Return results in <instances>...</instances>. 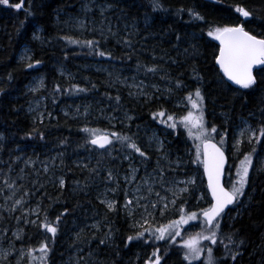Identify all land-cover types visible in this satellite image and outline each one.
Here are the masks:
<instances>
[{"label":"trees","instance_id":"16d2710c","mask_svg":"<svg viewBox=\"0 0 264 264\" xmlns=\"http://www.w3.org/2000/svg\"><path fill=\"white\" fill-rule=\"evenodd\" d=\"M9 2L22 6L16 9L0 4V172L3 174L10 167L26 170V189H31L30 197L34 202L35 197L38 198L40 218L45 211L51 220H55L61 212L65 213L61 217L58 235L50 244L48 264H68L75 251H81L79 255L84 259L83 264H144L148 256H141L140 262H137L139 258L136 256L145 254L150 247L147 254L152 256L153 261V252L160 247L157 253L162 257L160 264H187L181 258L182 250L165 241L150 247L135 244V240L128 242L130 220L119 208L108 213L103 206L96 204V194L99 192L96 180L100 178V172L103 173L96 169L105 162L114 165L109 152L119 157L120 142L109 137L113 139V144L104 151L96 150L86 143L90 136L82 129H91L90 126L95 125L101 127V131L108 130L102 131L105 133L119 132V128H107L103 122L95 124L87 115L92 110L97 115L104 108L106 114L112 112L115 116L133 118L128 133H120L133 138L135 134L148 132L157 126L156 120H167V116L153 119V113L159 110L176 114L178 118L179 114H186L185 109L175 108L173 102L182 97L186 104L184 97L187 93L194 92L200 86L206 97L205 128L215 126L217 132L223 133V146L229 156L230 170L236 161L230 157V147L227 146L235 128L241 127L242 121L254 127L256 139L251 145H242L239 157L242 160L254 147L256 151L252 152V160L255 164L261 139L264 142V136L258 132L264 125V71H261L264 66L255 72L257 83L253 88L245 90L230 86L215 65L214 56L218 54V46L208 32L216 27L243 23L245 31L257 39H264V0H160L163 10L157 11H153L150 0ZM85 5L90 10H85ZM237 6L250 11L252 17L246 19L241 16L235 10ZM98 9L104 11L99 17ZM189 10L203 19H194L189 15ZM80 17L108 24L101 33L97 31L99 25L87 26L83 37L75 39L99 41L97 48L105 53L104 56L61 38L65 33L61 24ZM25 48L31 54L28 63L36 60L42 63L28 68V63L19 61ZM137 64L141 65L139 69ZM95 66L100 71H95ZM148 67H155L156 73L147 72ZM60 70L67 73L71 80L60 76ZM101 70H108L109 74ZM116 70L136 77L140 83L159 84L161 89L156 91L159 97L146 100L139 95H129V91L114 80ZM197 73L202 77L199 85L192 78ZM36 77L42 79L43 89L31 94L27 87ZM177 81L183 82L186 87L176 88ZM57 86L62 91L57 92ZM76 88L86 91L77 92ZM175 92L180 97H173ZM147 93L151 95L154 92L148 89ZM117 96L119 103L115 99ZM35 98H41L51 113L48 119L41 122H33L32 116L27 113L29 102ZM77 108L80 109L81 118L73 111ZM66 111L75 114V117L68 116ZM179 130L175 140H171L173 146L166 144V149L170 152V159H181L185 171L183 177L196 176V183L191 186L192 192L184 194L186 210H196L209 200L200 166L192 163L195 156L187 155L185 132L181 128ZM209 134L212 136V133ZM86 154L95 155L96 164L90 169L81 170L74 158L75 155L80 157ZM55 156L58 157L60 172L57 178H51L42 168L49 166ZM17 159H20L18 164ZM27 159L36 162L32 169L25 167ZM147 164L145 161L139 166ZM255 167L249 171L250 182L246 186L242 204L223 220L225 232L232 225L234 229H239L235 239L244 241L238 249L241 255L236 261L229 259L227 264H264V171H260V167L255 170ZM236 170L237 167L235 177ZM147 171L148 165L142 172ZM228 174L230 179L235 180L230 171ZM58 177H63L65 181L62 189ZM201 196L204 198L197 203ZM82 219H94L104 225L106 231L102 232L100 239L104 238L106 244L101 245L97 239H92L93 234L79 230ZM31 220L38 221V217ZM3 226L8 227L6 234ZM18 226L22 238L15 240L11 231ZM195 232L191 231L190 234L194 235ZM45 235L52 240L51 234L36 226L23 223L16 226L6 215L0 214V244L14 245L15 251H25L26 256L19 264H29L30 260L31 264H40L38 259H33L38 258L40 253L32 251L29 257L28 251L29 248H38ZM181 242L177 237V245ZM213 247L215 256L223 254L222 248ZM3 264H16L15 258H9Z\"/></svg>","mask_w":264,"mask_h":264},{"label":"snow or ice","instance_id":"6c2138e0","mask_svg":"<svg viewBox=\"0 0 264 264\" xmlns=\"http://www.w3.org/2000/svg\"><path fill=\"white\" fill-rule=\"evenodd\" d=\"M150 3L153 11L163 10L160 0H150ZM0 4L7 7H14L16 9H20L22 6L20 3L11 4L9 0H0ZM85 10L90 9H87V6L85 5ZM235 10L246 19L252 17V13L242 6H237ZM180 11H183V9H180ZM29 15H31V12H29ZM101 15H103V10L101 11ZM189 15L194 16V19L196 20L203 19L198 13H193L192 10H189ZM208 35L213 40L219 42V52L218 55L214 56V60L215 64L219 67L220 72L223 73V78L226 81H230L231 84L237 85L240 89L247 90L253 88L257 83V80L253 75V69L257 65L264 66V39H257L255 35H251L248 31H245L243 23L216 27L214 30H209ZM61 38L66 39L70 44H79L82 47H88L95 51L99 56L105 55L103 51H99L97 48L99 41H79L70 37ZM125 43H129V41H125ZM41 63L42 61L36 60L34 63H28L27 66L28 68H33L35 65ZM140 67L141 65L137 64V69ZM146 71L155 74L157 69L155 67H148ZM193 71L195 72V69H193ZM261 71H264V68H262ZM61 74L63 75V73ZM163 78L164 77H161V79ZM192 78L198 81V85L202 83V77H200L198 73ZM41 83L43 82L41 81ZM93 87H95V85H93ZM129 87L132 86L130 85ZM182 87H186V85L181 81H177L176 88L179 89ZM226 87L230 86L226 85ZM35 90L36 89H33V91ZM55 90L57 92L62 91L59 86H57ZM64 91L68 90L65 89ZM75 91L84 92L86 89L76 88ZM168 91L171 92L172 90L168 89ZM140 94H144L142 88ZM129 95H137V93L130 92ZM150 98L151 97L146 95V100ZM115 99L117 103H119V96ZM184 99L187 101V103L183 105L186 114L181 113L179 114V118H177L176 114L167 113L165 110H159L156 113H153V119L156 120L157 117L167 116V120L160 119L156 120V122L165 124L166 127L171 128L173 131H176L180 127L186 130L188 137L193 140V146L195 148V159L192 163H197L203 166L204 175L207 178L208 193L211 196V200L208 202V207H202L199 212L186 210L184 204H186L187 201L183 194L192 192L191 186L195 185V179L189 177L186 180H176L175 178L166 180L160 162L157 160V167L153 169V171L158 174L162 187H164L165 184L168 185L167 187H164V191L170 193L171 198L161 195L159 191L155 192V195L158 197L156 202L150 201L148 196L142 194L139 196L136 195V193L141 192L142 187L146 189L149 195L153 193L154 189L149 181H155L157 177L152 174H147V178H140L143 181V185L137 184L135 191L132 193L133 199H129L128 190L125 189V203L123 209L127 217L132 221L130 227L137 229L134 234L127 236V241L132 242L137 240L143 241L145 244H148L149 241L153 244H156L159 241H165L169 245L178 246L182 250L181 258L183 261L187 262V264H193V261L199 260L201 253L207 249V258L204 260L203 264H227L229 259L236 261L237 257L241 255L238 249L244 244V241L235 239L239 229H234L232 225H229L228 231L225 232L223 220L231 211L229 206L238 205L240 203V197L246 195L245 187L250 182L249 171L253 168L252 152H255L256 149L253 147L252 152L245 155L244 158L240 160L236 170V178L235 180L229 181L231 188L226 190V186L221 184L225 153L222 147L218 146L215 142V137L209 134L217 133V128L215 126H212L210 129L205 128L206 97L202 88L197 86L194 92L189 91ZM180 106L181 105L179 104L177 105V107ZM128 119H131V117H128ZM193 130H195V132ZM82 131L90 135V139H87L86 143L91 144L96 148L105 149L106 146L112 145L113 139L109 138L112 137L118 140L122 147L126 146L132 153L141 157V163H144L149 159L145 151L142 150L137 142L130 136L122 135L116 131L105 133L99 129L84 128ZM248 133L255 135V130L251 129V127H246L239 131L241 137ZM259 133L261 136H264V125L259 128ZM217 134L221 136L220 145H223L225 142L223 134ZM251 142L252 139L250 136L249 143ZM149 143L151 144V140ZM240 143L241 141L237 139L233 146L238 149ZM160 147H162V145H159L156 150L159 151ZM124 158L131 159V153ZM259 170L264 171V166H261ZM44 171L47 173L48 168L45 167ZM137 171L138 169L134 167L130 168L129 175L125 177V180L128 183L136 180ZM108 179H113L111 173H109ZM5 183L8 184V181H5ZM64 184L65 181L63 177L59 178V187L61 189L64 187ZM177 185H182V187L178 188ZM8 186L11 187L12 185L8 184ZM116 187L119 188V185ZM111 191L115 192L116 189H111ZM28 194V192L24 193L25 196ZM200 198L203 199L204 196H201ZM141 201H147V203L142 204ZM178 201L180 202L179 205L177 204ZM21 203L22 200H16L14 205H20ZM101 203L104 204L109 211L117 210L114 200H108L105 198L101 200ZM161 204H163V206L159 207ZM169 204L172 205V209L169 208ZM136 209H143V211L138 214L139 219H136ZM173 209L178 210L179 219H169L167 224L158 225L155 228L152 227L158 218L166 216L167 213ZM226 209L228 211H226ZM12 210H16L15 206ZM32 214L38 217L39 222L37 220L25 219V223L32 224L33 226L42 229L45 233L51 234L52 240H49L48 236L45 235L38 248H29L28 256L31 257L32 251H38L40 256L33 259H38L40 264H48V257L51 251L50 244L54 242L58 235L61 217H63L65 213L61 212L60 215L55 217V220H51L46 211L42 218L39 216V211L35 209L32 210ZM24 215L26 216L27 214L25 213ZM16 219L19 221L20 217H16ZM231 219L235 218L231 217ZM190 221H197L198 223L190 225ZM184 225H189L190 229L198 227L199 231H196L194 235L190 234L189 228H184ZM92 227L95 228L97 226L93 225ZM182 233H185L186 235H182ZM13 236L16 239L22 238L21 233L19 232H14ZM177 237L182 241L179 245L176 243ZM92 239H96V237L93 236ZM204 242H207V244ZM99 243L101 245L106 244V240L101 238ZM125 246H127V244ZM213 246L222 248L223 254L219 257L215 256V249ZM159 251L160 247H156L153 252V256L155 257L153 264H160L161 262L162 257L157 255ZM9 255L10 253L5 251L3 257H0V259L6 261ZM16 264H19V260H17ZM29 264H31V260Z\"/></svg>","mask_w":264,"mask_h":264},{"label":"rangeland","instance_id":"374dc122","mask_svg":"<svg viewBox=\"0 0 264 264\" xmlns=\"http://www.w3.org/2000/svg\"><path fill=\"white\" fill-rule=\"evenodd\" d=\"M107 9V8H106ZM101 11L102 9H98L97 15L98 17L101 15ZM104 12V11H103ZM63 26L64 29V37H70L72 39H81L83 37V32L87 31V26H92V25H96L98 27L99 25V30L97 29L98 32H102L104 31V28L107 27V23L103 22L100 24L97 21H93L91 20H87L84 17H80V18H73L72 20H68L65 24H61ZM101 27V29H100ZM106 33L111 34V32L106 31ZM31 59V54L30 51L25 48L20 56H19V60L24 62V63H28ZM162 61V60H161ZM164 61V60H163ZM93 69L95 71H100V68H98L97 66L93 67ZM101 72L109 74V71L107 70H101ZM161 72V71H160ZM159 72V73H160ZM63 73V75L61 74ZM59 75L60 76H65L67 78V80H71L70 76L65 73L63 70L59 71ZM117 84L121 85L123 88H126L129 93H137V95H139L140 97H143L144 99H146V95L148 97H151L150 99H154L155 98V92L159 90V88L161 89V87H159V84H152V83H147V82H142L140 83L139 80L136 77H129L127 73H124L121 70H116L115 71V75H114ZM160 77V76H159ZM42 79L40 77H36L33 80H31V83L29 84V86L27 87L28 92L31 94H35L36 92L40 91L43 89V84L41 83ZM151 84V85H150ZM132 87H129V86ZM155 86V87H154ZM143 89L144 94H140V89ZM33 89H36L35 91H33ZM152 90L154 92V94L149 95L147 93V90ZM146 94V95H145ZM133 96V95H131ZM136 96V95H134ZM181 105L178 108H183V102L182 101H178L176 104L177 105ZM80 109L77 108L76 110L74 109V113L77 114L78 118H81L79 111ZM27 113L28 115L32 116V120L33 122L36 121H43L45 119H48L51 116V113L47 111L46 109V105L44 104V101L41 98H35L32 99L29 102L28 108H27ZM66 114V113H65ZM70 115V114H69ZM86 115V114H85ZM90 118L93 119L95 124H100L101 122L106 124V127L108 128H119V133H128V129H129V123L132 121L133 118L128 119L129 116H115L112 112L106 114L105 113V109H100V113L99 114H94V110L90 111L87 114ZM91 129H98L99 126H90ZM246 127H251V129L254 130V127H252L247 121H242V125L241 127H238L237 130L234 133V136H232L230 143H229V147H230V156L233 160L238 161L239 160V154L241 152V148L242 145L244 143H246L247 145H251L255 138H256V131H255V135H252V133H248L246 135H244L243 137H241L239 135V131L243 128ZM159 132H164V129H160L157 128ZM99 130H101V127L99 128ZM102 131H108V130H102ZM195 132V130H193ZM159 132H155L154 130L148 131V132H141L139 134H135L134 138L135 141L140 144V145H144L145 149L149 152V153H154V156L152 158V165L153 168L155 169L157 167V160H159L160 162V166L164 171V178L166 180H171L172 178H175L176 180H186L189 177L185 178V179H178L176 177L177 174H184L185 172L182 171L183 169V164L181 162V159H179L178 157H176V159H170V152L166 149V142H165V137H166V133H164L162 136L159 135ZM259 132V131H258ZM221 134V133H220ZM90 136V135H89ZM218 138L221 137L219 134H217ZM251 136L252 142L249 143V137ZM239 139L241 141V143L238 146V149L235 148L233 145L235 144L236 140ZM1 140V137H0ZM116 140V139H115ZM151 140V144L149 143V141ZM264 144V142H263ZM159 145H162V147H160V150L157 151V147ZM173 145V143H172ZM118 147L120 148L119 150V157L111 155V159L113 160V166L110 165V163L105 162L102 163L101 166H98V168L96 169V171H103L104 175H105V180L103 183H100V178L98 180H96V183L98 182V184H96L98 191L100 193V199H108V200H114L115 204L117 202V198H114V196L118 197V199L125 203V189L128 190L129 193V199H133L132 193L135 191L137 184H141L143 185V181L140 179L141 177H145L147 178V176H144L141 172V167L140 162L142 160L141 157H139L137 154L132 153L130 149H128L126 146L121 147V144L118 145ZM194 147V146H193ZM195 151V148H194ZM129 153H131L132 158L131 159H125L124 157L126 155H128ZM191 153L195 154L193 151L187 150V154L190 155ZM163 157V158H161ZM18 161H16V163H20V159H17ZM36 162L32 161V160H25V167L32 169L35 166ZM261 166H264V149L262 151V156L260 158L257 159L256 161V167L255 170H257V168H261ZM136 168L138 169V171L136 172V177L137 179L132 181L131 183H128L125 180V177L127 175H129V170L130 168ZM48 168V172L45 173L44 168H42L43 172L49 176L51 178L56 177L59 175L58 173L60 172V166L58 164V157L55 156L52 158V162L50 163L49 166H47ZM25 169L24 168H20V170L14 169L13 167L8 168L5 173L0 175V214L3 213L4 215H6L9 220H11L13 222V224H15L16 226L19 224L21 225L22 223L26 225L25 223V219L30 220L33 217L32 214V210L34 209L33 204H31V200H28V195L25 196L24 193L27 192L25 191L24 185L23 187L19 184H24V180H25ZM109 173L112 174L113 179L109 180ZM149 174H152L153 176H156L157 179L155 181L150 180L149 182L152 184V187L154 189L153 193L151 195H149V193L146 191V189L144 187L141 188V192L136 193L137 196L139 195H145L148 196V199L152 202H156L158 200V197L155 195V192L159 191L161 193V195L164 196H168L169 198H171V194L168 192L164 191V187H167L168 185L165 184L164 187L161 186L160 184V179L158 177V174L154 171H150ZM61 177H58V180ZM5 181H8V184H11L12 186L9 187L8 184L5 183ZM95 181V178H94ZM59 182V181H58ZM119 185V188H117L116 186ZM177 187H182V185H177ZM111 189H116L115 192L111 191ZM185 194V193H184ZM183 194V195H184ZM16 200H22V203L20 205H14V202ZM135 202V201H134ZM141 203H147V201H141ZM179 201L177 202V204L179 205ZM15 206V211H13V207ZM163 204L159 205V207H162ZM185 207V205H184ZM169 208L172 209V205L169 204ZM236 208V207H235ZM191 211H196L194 209H188ZM143 209H136V219H139V213L142 212ZM123 214H125V211L123 209V211H121ZM197 212V211H196ZM27 214L26 216L24 214ZM125 216L127 217V215L125 214ZM16 217H20V220L18 221L16 219ZM179 217V213L178 210L173 209L172 211H169L167 213L166 216L164 217H160L157 219L156 223H154L152 226L153 228L157 227L158 225H162L163 221L164 222H168L169 219H175ZM128 218V217H127ZM129 219V218H128ZM130 220V219H129ZM130 222L132 223V221L130 220ZM191 222V221H190ZM165 223V224H166ZM192 225L197 224V221H192ZM19 226L18 228H14L11 231V235L13 236L14 232H19L21 233V229L19 230ZM3 230H5V234L7 233L8 227L7 226H3ZM191 230H199V228H194V229H190L189 228V232H191ZM5 234L3 235V237L5 236ZM184 235H186L184 233ZM14 237V236H13ZM15 240H20V239H16L14 237ZM207 251V249H205ZM5 251H8L10 253V255L7 257V260L10 258H15V262H17V260H19V263L24 259V257L26 256V253L24 250H20V251H15L13 249L12 245H8V244H0V257H3ZM204 252H202L201 254H204ZM81 251H75L74 255L72 256V258L70 259V261H68V264H83V258L81 255ZM5 260L0 259V264H3ZM204 262V260H203ZM85 264V263H84Z\"/></svg>","mask_w":264,"mask_h":264},{"label":"bare ground","instance_id":"6f19581e","mask_svg":"<svg viewBox=\"0 0 264 264\" xmlns=\"http://www.w3.org/2000/svg\"><path fill=\"white\" fill-rule=\"evenodd\" d=\"M213 42L218 46V52H219V44H218V41H216V40H213ZM28 49V48H27ZM29 50V49H28ZM218 55V54H217ZM19 60V59H18ZM31 60V59H30ZM20 61V60H19ZM22 62V61H21ZM216 65V64H215ZM216 67H217V69H218V71H219V73L222 75V77H223V73H221L220 72V70H219V67L216 65ZM263 66H259L258 68H256L254 71H253V75L255 74V72L256 71H258L259 69H261ZM224 79V78H223ZM224 81L227 83V84H229L230 86H232V87H234V88H238V89H240L237 85H233V84H231L229 81H226L225 79H224ZM154 94V93H153ZM155 95H156V92H155ZM155 97H159V95H156ZM173 97H180V94H178V93H174V96ZM172 98V97H171ZM178 101H182L183 102V105L185 104L184 103V100H183V98L182 97H180V98H178V99H176L174 102H173V104H174V107L175 108H177V109H181V108H178V107H176V104H177V102ZM190 107V106H189ZM183 109H185L184 107H183ZM68 116H70V117H75V114H73V113H71V112H69V111H66L65 112ZM70 114V115H69ZM177 118H178V115H177ZM169 123H170V121H169ZM157 128H160V129H164L165 131L164 132H159L158 131V129ZM181 128V130L182 131H184L185 133H183V135H184V137H186V143H185V145H186V151L187 150H190V151H193L194 153H195V151H194V147H193V140L192 139H190L189 137H188V135H187V132H186V130L184 129V128H182V127H180ZM180 128H178L176 131H173L171 128H168V127H166L165 126V124H163V123H158L157 124V126H155V127H153V128H150L151 130H154L155 132H159V135H163L164 133H166L167 135H166V137H165V142H166V144H168V146H173L172 145V141L171 140H175V138H176V136H177V132L178 131H180L179 129ZM237 129L235 128V130H234V133H235V131H236ZM217 133H221V134H223L221 131H218ZM217 133H212V136H215V142L217 143V145L218 146H220V147H222V149H223V151H224V153H225V159H226V164H225V167H224V170H223V178H222V185H225L226 186V190L227 189H230L231 188V184L229 183V181L230 180H233V179H230L229 178V174H228V171H230L231 172V176H233L234 175V172H235V169H236V167H238V163H239V160H240V157H239V160L238 161H236V162H234V168L233 169H231L230 170V168H229V166H230V160H229V156H228V153L225 151L226 149L224 148V146L223 145H220V139H221V137H219L218 138V136H217ZM135 136V135H134ZM134 136H133V140L135 141V138H134ZM256 139V138H255ZM115 140V139H114ZM118 141V140H117ZM255 141V140H254ZM261 141H262V143H260V146H259V149H258V153L256 154V156H255V164L253 163V167H255L256 166V161H257V159L258 158H260L261 156H262V151H263V149H264V144H263V139H261ZM138 144V143H137ZM244 144H246V143H244ZM78 145H80L79 143H78ZM90 145V144H89ZM141 148H142V150H144L145 151V153H146V155L149 157V159L147 160V162H148V171L146 172V173H143L142 171L143 170H145L146 169V166L147 165H143L142 167H141V172H142V174L144 175V176H147V174H149V172L153 169V165H152V158H153V156H154V153H149L146 149H145V147H144V145L142 144V145H140V144H138ZM91 146V145H90ZM92 148H94V149H96V150H99V151H104V150H106V149H108L109 147H110V145H108V146H106V148L105 149H98V148H95V147H93V146H91ZM227 147H229V144H228V146ZM230 154V153H229ZM188 155V154H187ZM188 156H195V154H193V153H191L190 155H188ZM72 157V156H71ZM78 156H76L75 155V158H74V160H76L77 162L76 163H78L79 165H80V168H81V170H87V169H90L91 167H94L95 166V164H96V157H95V155H93V154H86V155H83V156H80V157H78ZM231 157V156H230ZM78 160H77V159ZM195 159V158H194ZM233 160V159H232ZM235 161V160H234ZM140 162V164H142L141 163V161H139ZM184 165V164H183ZM200 166V170H201V179H202V181L204 182V187H205V191H206V195H207V197H208V200L210 201L211 200V196H210V194L208 193V188H207V184H206V180H205V175H204V170H203V166L202 165H199ZM182 171H184V169H182ZM185 172V171H184ZM185 174V173H184ZM184 174H177L176 175V177L178 178V179H185V178H187V177H183V175ZM0 175H1V172H0ZM189 177H192V178H194L195 179V177L196 176H189ZM236 177H235V175H234V179H235ZM26 180H28L27 179V176L25 175V180H24V184H21V183H19L22 187H23V185H24V190L25 191H27L29 194H28V200H31V204H33V206H34V209L35 210H38L39 209V205H40V203H38V198L37 197H35V200H36V202H34L33 201V199L30 197V190L31 189H26L27 188V185H26ZM104 180H105V175H104V173H102V172H100V183H103L104 182ZM245 191H246V187H245ZM114 198H117V202H116V209L117 208H119L120 209V212L121 211H123V205H124V203L123 202H121L119 199H118V197H116V196H114ZM200 198V197H199ZM243 198H244V196H242V197H240V203L238 204V205H234V206H229V208H231V211H233V210H236L237 208H239V205H241L242 204V202H243ZM0 200H1V198H0ZM202 199L200 198V200L197 202V203H199L200 201H201ZM96 204L98 205V206H103L104 208H105V210L108 212V213H113V211H109L108 209H107V207L104 205V204H102L101 203V199H100V193L98 192L97 194H96ZM202 207H208V203L207 204H205L204 206L202 205V206H200V207H198L197 209H196V211L197 212H199L200 211V209L202 208ZM236 207V208H235ZM195 210V209H194ZM226 211H228L227 209H226ZM231 211L229 212V214H231ZM123 214V213H122ZM228 214V215H229ZM125 215V214H124ZM36 215H33V217H32V219L35 217ZM227 217V216H226ZM175 219H179V217H177V218H175ZM31 220V219H30ZM100 220V219H99ZM166 222H164L163 221V224H165ZM167 224V223H166ZM189 224L190 225H192L193 223H192V221L191 222H189ZM93 225H96L97 227H92ZM129 227V231H128V233H130V234H134V232L135 231H137V229H134V228H132V227H130V226H128ZM153 227V226H152ZM184 228H189V225H184ZM79 230L80 231H83V232H86V233H89V234H93L95 237H96V239H97V242L99 243V240H100V235H102V232L105 230L104 229V225H101L100 224V222H98V221H95L94 219H89V220H81L80 221V223H79ZM106 231V230H105ZM191 231H198V230H191ZM182 234H184V233H182ZM146 235H147V233H146ZM134 243L135 244H140L141 246H148V247H150L153 243L151 242V241H149V243L148 244H145V243H143V241H137V240H135L134 241ZM205 244H207L206 242H204ZM151 250V247L150 248H148L147 250H146V253L145 254H141V253H139L136 257H137V259L139 260V261H137V262H140L142 259V257L141 256H144V257H146V256H148V260H146L145 262H144V264H153V259H152V256L150 257V255L149 254H147V251H150ZM207 251L205 250V253H206ZM205 253L204 254H201V256H200V259L199 260H195V261H193V264H203V260H205L206 258H205ZM84 260V259H83ZM95 259H93L92 260V262L94 261ZM87 264H89V263H87Z\"/></svg>","mask_w":264,"mask_h":264},{"label":"water","instance_id":"95a60500","mask_svg":"<svg viewBox=\"0 0 264 264\" xmlns=\"http://www.w3.org/2000/svg\"><path fill=\"white\" fill-rule=\"evenodd\" d=\"M218 44H219V42H218ZM260 65H257V66H255L254 67V69H253V71L256 69V68H258ZM230 82V81H229ZM231 83V82H230ZM91 145V144H90ZM91 146H93V145H91ZM93 147H95V146H93ZM96 148V147H95ZM99 149V148H98ZM225 164H226V159H225V163H224V167H225ZM222 178H223V174H222V176H221V184H222ZM205 180H206V184H207V178H206V176H205Z\"/></svg>","mask_w":264,"mask_h":264}]
</instances>
